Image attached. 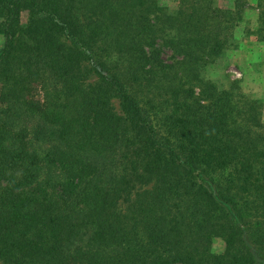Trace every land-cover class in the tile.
I'll return each mask as SVG.
<instances>
[{"label":"trees","instance_id":"obj_1","mask_svg":"<svg viewBox=\"0 0 264 264\" xmlns=\"http://www.w3.org/2000/svg\"><path fill=\"white\" fill-rule=\"evenodd\" d=\"M212 1L0 0L4 263L264 264V122L200 73L227 43ZM155 73L159 116L135 92Z\"/></svg>","mask_w":264,"mask_h":264},{"label":"rangeland","instance_id":"obj_2","mask_svg":"<svg viewBox=\"0 0 264 264\" xmlns=\"http://www.w3.org/2000/svg\"><path fill=\"white\" fill-rule=\"evenodd\" d=\"M160 2L166 10H174L178 4V0H160ZM217 6L228 9V12H220L221 16L217 17L220 19L218 31L225 37L227 43L219 55L207 57L202 61L203 65L198 66L200 73L218 87L233 90L237 97L242 95L256 99L264 122V0H213L211 8L217 9ZM238 11L237 18L235 12ZM161 16L162 13L159 12L154 19L160 23ZM25 18L26 13L23 12V21ZM2 43L3 36L0 34V47ZM162 56L168 61L175 59L172 51L167 47L163 48ZM119 63L123 65L122 60L117 61L115 58L114 64ZM153 75L152 81L143 80L139 86H135V92L159 116L169 110L172 101L165 82L158 80V74ZM93 80H95L94 75L89 73L87 81ZM198 89L195 85L194 90L198 92ZM112 102L116 112L122 115L118 100L113 98ZM150 185L151 179L134 181L133 189L124 193L119 200L118 210L124 214H133L131 206L133 207L132 200L136 192ZM221 247V241L215 240L213 249L220 250ZM0 264L6 263L0 258Z\"/></svg>","mask_w":264,"mask_h":264}]
</instances>
